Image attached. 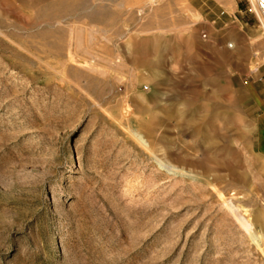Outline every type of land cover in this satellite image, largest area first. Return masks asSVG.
<instances>
[{
  "label": "rangeland",
  "instance_id": "374dc122",
  "mask_svg": "<svg viewBox=\"0 0 264 264\" xmlns=\"http://www.w3.org/2000/svg\"><path fill=\"white\" fill-rule=\"evenodd\" d=\"M0 264H264L253 3L0 0Z\"/></svg>",
  "mask_w": 264,
  "mask_h": 264
},
{
  "label": "built area",
  "instance_id": "2783aa9c",
  "mask_svg": "<svg viewBox=\"0 0 264 264\" xmlns=\"http://www.w3.org/2000/svg\"><path fill=\"white\" fill-rule=\"evenodd\" d=\"M247 1L253 3L255 10L257 12L259 23L264 29V0H247Z\"/></svg>",
  "mask_w": 264,
  "mask_h": 264
},
{
  "label": "bare ground",
  "instance_id": "6f19581e",
  "mask_svg": "<svg viewBox=\"0 0 264 264\" xmlns=\"http://www.w3.org/2000/svg\"><path fill=\"white\" fill-rule=\"evenodd\" d=\"M139 139H140V141H141L144 145L147 144L146 141L143 140L140 136H139ZM158 163H159V166H160L161 168H165V167L167 166V164H166L164 161H162V160H159ZM171 170H172V169H171ZM172 171H173V170H172ZM175 171H176V170H175Z\"/></svg>",
  "mask_w": 264,
  "mask_h": 264
}]
</instances>
